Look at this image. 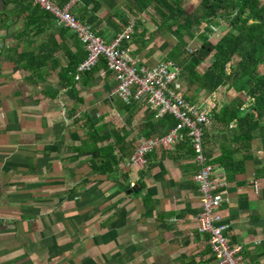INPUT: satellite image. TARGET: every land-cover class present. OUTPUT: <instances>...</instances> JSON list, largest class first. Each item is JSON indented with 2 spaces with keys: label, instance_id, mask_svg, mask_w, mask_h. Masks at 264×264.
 <instances>
[{
  "label": "crops",
  "instance_id": "crops-1",
  "mask_svg": "<svg viewBox=\"0 0 264 264\" xmlns=\"http://www.w3.org/2000/svg\"><path fill=\"white\" fill-rule=\"evenodd\" d=\"M144 20L146 41L134 56L147 66L168 61L172 48ZM58 28L21 0H0V264H217L208 235L197 231L201 202L188 138L149 153L143 169L124 168L140 137L169 125L161 127L143 104L124 107L103 59L77 79L60 78L68 58L56 48L81 60L85 51L69 30L61 39ZM97 29L105 41L115 34L105 22ZM45 50L52 53L43 60ZM181 76L184 94L204 108L224 101L223 90L185 92ZM205 133L206 156L227 175L228 201L219 210L230 224L226 236L241 246L242 264H264V177L255 174L264 136L255 131L254 140L239 143L215 122ZM107 144L117 163L96 170L94 148ZM222 149L231 159L219 163ZM234 162L243 164L228 178L225 164Z\"/></svg>",
  "mask_w": 264,
  "mask_h": 264
},
{
  "label": "trees",
  "instance_id": "trees-1",
  "mask_svg": "<svg viewBox=\"0 0 264 264\" xmlns=\"http://www.w3.org/2000/svg\"><path fill=\"white\" fill-rule=\"evenodd\" d=\"M65 1L67 0H61V2ZM189 1L78 0L72 11L80 21L90 25L94 33L100 37L102 32L97 28L103 22L117 34L122 32L132 19L133 32L130 40L123 44L132 45L135 48L133 52L136 53L141 51L146 41L144 36L147 30L143 24L144 17L149 19L147 16L142 18L141 15L150 14L149 11H152L151 15L154 18L151 21L156 25L157 34L163 35L165 30H169L167 32L176 39V44L170 50L167 60L177 63L181 69V75L185 74V92L190 90L198 93L203 90L212 93L224 88V101L212 110V119L221 130L232 131L235 134L229 126L234 123L238 129L234 135V141L250 143L256 137L255 131L264 136V72H258V67L264 64V0H197L194 5ZM21 2L31 14L40 16L43 21L52 18L37 5H31L27 0H21ZM102 4L106 8L96 15ZM216 17L227 23V31L214 43L200 36L199 46L188 52L187 45L195 37V32L203 28L206 30L207 27L210 29L211 24H218L219 21H213ZM66 30L63 27L58 28L61 39L64 38ZM48 42L47 39L43 44L47 45ZM56 50H63L68 58L66 67L59 72V77H63L62 72L65 73L64 76L67 73L73 76L76 67L83 59L78 58L77 52L70 53L62 44ZM51 53L48 50L43 51V60L49 58ZM35 54L29 52L27 56ZM209 55H212V59L207 70L203 72L198 66ZM227 65L230 66L227 67ZM184 96L187 100L194 102L189 96L185 94ZM246 100L248 105L244 107ZM122 105L130 108L136 103L122 102ZM157 121L163 127L174 124L176 120L173 116L166 114ZM210 137L204 130L203 139L206 138L209 142ZM94 150L101 159L99 166L95 164L96 170H110L111 165L117 163L115 156L109 159L113 150L110 144L94 148ZM229 159H231V150L222 149L215 161L223 163ZM242 164V162L225 164L228 178L230 171ZM255 174L257 177H264V154L262 164L255 169ZM225 176L227 178V175Z\"/></svg>",
  "mask_w": 264,
  "mask_h": 264
},
{
  "label": "built area",
  "instance_id": "built-area-1",
  "mask_svg": "<svg viewBox=\"0 0 264 264\" xmlns=\"http://www.w3.org/2000/svg\"><path fill=\"white\" fill-rule=\"evenodd\" d=\"M27 1L49 13L57 27L69 30L82 45L85 57L75 69L76 79L82 72L89 71L99 59H103L107 70L116 80L112 91L114 96L125 104L135 102L147 106L155 119L165 114L175 118V123L163 134L140 137L138 144L121 165L129 169H143L149 153L173 150L187 137L197 164L193 181L198 187L201 202V211L196 216L198 232L208 235L210 250L217 264H242L241 246L230 244L226 236L230 224L219 211L222 203L228 201L226 177L215 171L202 150L203 129L212 119V111L185 98L180 82V67L172 61H160L150 66L139 62L132 46L129 43L123 44L130 40L133 32L132 19L122 32L105 41L73 13L72 8L78 0ZM134 185V182L129 183L130 187Z\"/></svg>",
  "mask_w": 264,
  "mask_h": 264
},
{
  "label": "rangeland",
  "instance_id": "rangeland-1",
  "mask_svg": "<svg viewBox=\"0 0 264 264\" xmlns=\"http://www.w3.org/2000/svg\"><path fill=\"white\" fill-rule=\"evenodd\" d=\"M196 1L197 0H190L189 2L190 3H192L193 5L196 3ZM149 13L150 14H148V15H146L150 20L151 19H153L154 17H153V15H151V13L153 14V12L152 11H149ZM156 17V16H155ZM219 21V23L218 24H211V25H209V27H210V29H208V27H207V29L205 30L204 28L203 29H201L200 31H197V32H195V37L192 39V40H190L189 41V43H188V45H187V50H189L188 52H191L193 49H195L196 47H198L199 46V44H200V36H203V37H205L207 40H209L210 42H212V43H214V42H216L217 40H218V38L220 37V36H222L226 31H227V23L224 21V20H222V19H220L219 17H216V18H213V21ZM214 28V29H213ZM153 29L155 30V32H156V25H154V23H153ZM203 30V31H202ZM211 30V31H210ZM166 32H164L163 33V37H164V42H163V46L165 47V48H173L174 46H175V44H176V39H175V37L170 33V32H167V31H169V30H165ZM185 39H187V38H185ZM211 59H212V55H209L203 62H201L200 64H199V66H198V68H199V70H201V71H205V70H207V66L209 65V62L211 61ZM172 61V60H171ZM160 62V61H159ZM173 63H175L174 61H172ZM176 65H177V63H175ZM230 65H227V67H229ZM258 72L259 73H262V72H264V64H262V65H260L259 67H258ZM183 75H185V74H183ZM185 77V76H184ZM221 90H224L223 88H220L219 90H218V92L219 91H221ZM166 115V114H165ZM163 117V116H162ZM158 119H160V118H158ZM158 119H156V120H158ZM211 122H214V120L213 119H211L210 120V122L208 123V125L211 123ZM207 125V126H208ZM206 126V127H207ZM206 127H204V129H203V131L205 130V128ZM202 150H203V152L205 153V150H204V147L202 148ZM212 164V166H213V168L215 169V171L216 172H220V171H218L216 168H215V165L213 164V163H211ZM196 184V183H195ZM196 187H197V185H196ZM197 189H198V187H197ZM226 190V189H225ZM227 191V190H226ZM223 204V203H222ZM224 219V218H223ZM197 231H198V229H197ZM231 245H233V244H231Z\"/></svg>",
  "mask_w": 264,
  "mask_h": 264
}]
</instances>
